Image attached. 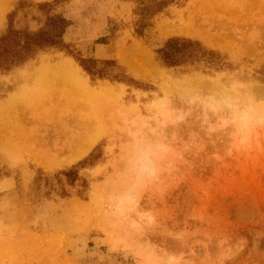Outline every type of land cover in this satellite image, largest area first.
<instances>
[{
    "label": "rangeland",
    "instance_id": "374dc122",
    "mask_svg": "<svg viewBox=\"0 0 264 264\" xmlns=\"http://www.w3.org/2000/svg\"><path fill=\"white\" fill-rule=\"evenodd\" d=\"M25 1H57L71 25L66 49L0 74V264H264V0H166L142 37L146 0ZM42 21L35 9L14 19L31 31ZM100 37L106 44H94ZM172 37L199 41L225 65L160 66L154 50ZM79 58L114 60L137 84L92 82ZM60 61L111 97L7 107ZM96 146L100 158L73 183L60 174Z\"/></svg>",
    "mask_w": 264,
    "mask_h": 264
},
{
    "label": "trees",
    "instance_id": "16d2710c",
    "mask_svg": "<svg viewBox=\"0 0 264 264\" xmlns=\"http://www.w3.org/2000/svg\"><path fill=\"white\" fill-rule=\"evenodd\" d=\"M146 2L147 4L142 5L140 8L142 18L136 30L139 37H142L144 30L151 26L147 19L160 13L168 4L166 0H146ZM56 3L57 1L32 4L21 0L14 10L7 15L6 29L0 33V74L22 67L41 52L67 48L63 41V35L71 23L62 14L53 12ZM32 9H35L40 17H43L42 25L33 31L17 28L14 23L17 14L22 11L30 14ZM105 40V37H100L95 40L94 44H106ZM154 53L159 65L168 69L191 68L209 73V71H220L225 65L224 59L219 53L205 48L197 40L188 38H169L156 48ZM77 61L78 66L92 82L106 79L111 83L118 82L131 86L137 84L136 81L125 74L114 60L98 61L92 58H79ZM257 80L264 82V66L259 72ZM100 156L99 147L96 146L77 166L71 167V169L60 174L65 176L70 183H73L77 177L75 169L92 165ZM39 181L40 178H36V183ZM62 194L65 196V193Z\"/></svg>",
    "mask_w": 264,
    "mask_h": 264
},
{
    "label": "bare ground",
    "instance_id": "6f19581e",
    "mask_svg": "<svg viewBox=\"0 0 264 264\" xmlns=\"http://www.w3.org/2000/svg\"><path fill=\"white\" fill-rule=\"evenodd\" d=\"M0 2H1L0 3V16H1V15H3L4 10H6L5 8L10 4V0H0ZM164 32H165V34H171L172 31L165 29ZM35 78H36L35 80L33 79L34 81L32 80L33 81V87H30L31 89L28 88V89H30L29 94L31 96L27 97V98H23L21 96L19 97V96L14 94V97H12V100L10 101L9 106H7V107H9V108L12 107V109H13V107L19 106L22 102H24V101H22L23 99H25L26 103H28L30 105V107H32L31 110H34L38 104H42V105L53 104V105H58V106L66 104L68 106L70 105L71 107H75L76 104H78V102L76 101V96L83 98L85 100L84 101L85 104L90 103V102L91 103L95 102V103L100 104L105 99L107 100L109 97H111L110 94L112 93V91L109 92L108 89L102 88L101 89L102 91L100 90L101 94L99 97H101V98L99 100V97L94 94V92H93L94 90H92L91 87L88 85L87 79L82 76L81 71L78 68L72 66V64L69 63V61H60L57 64L48 66V67L44 68L43 71L37 73ZM25 90L27 91V89H25ZM27 99H28V101H27ZM34 112H36V111H34ZM39 115H40V112H39ZM42 117H45V116L43 115ZM41 119L42 118H40V120ZM79 120H78V122L80 124L78 123V126L81 124L83 126L84 124H88L90 122L89 120H87V121L86 120H80L79 121ZM72 121L75 122L76 118H72ZM5 125L6 124L4 122L1 123V126H0V134L1 135H5V133H7ZM2 132H4V133H2ZM13 136L14 135H11V137H13ZM10 141H12V139ZM6 144H4V145H6ZM11 144H13V143H11ZM11 144L9 143V144H7V146L11 145ZM90 145L91 144L88 143L86 145L85 149L79 153V155L86 153L87 150L89 149Z\"/></svg>",
    "mask_w": 264,
    "mask_h": 264
}]
</instances>
